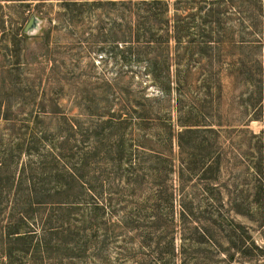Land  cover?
<instances>
[{"label":"rangeland","instance_id":"1","mask_svg":"<svg viewBox=\"0 0 264 264\" xmlns=\"http://www.w3.org/2000/svg\"><path fill=\"white\" fill-rule=\"evenodd\" d=\"M0 264H264V0H0Z\"/></svg>","mask_w":264,"mask_h":264},{"label":"water","instance_id":"2","mask_svg":"<svg viewBox=\"0 0 264 264\" xmlns=\"http://www.w3.org/2000/svg\"><path fill=\"white\" fill-rule=\"evenodd\" d=\"M40 18H38L36 15H33L29 22L27 23L26 27H25V31L29 32V31H33V30H38L39 26H40Z\"/></svg>","mask_w":264,"mask_h":264},{"label":"trees","instance_id":"3","mask_svg":"<svg viewBox=\"0 0 264 264\" xmlns=\"http://www.w3.org/2000/svg\"><path fill=\"white\" fill-rule=\"evenodd\" d=\"M19 231H12V232H8L7 233V235L9 236V237H16V238H18L20 235L19 234H17ZM15 235V236H14Z\"/></svg>","mask_w":264,"mask_h":264}]
</instances>
